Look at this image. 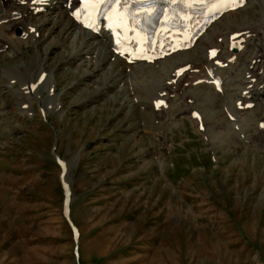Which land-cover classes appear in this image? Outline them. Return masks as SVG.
<instances>
[{
	"label": "rangeland",
	"instance_id": "rangeland-1",
	"mask_svg": "<svg viewBox=\"0 0 264 264\" xmlns=\"http://www.w3.org/2000/svg\"><path fill=\"white\" fill-rule=\"evenodd\" d=\"M255 17L250 23L262 24L264 11ZM24 50L10 64L8 51L0 55V76L24 70L36 52L31 45ZM41 51L46 70L56 68L60 111L45 116V89L26 116L24 99L18 93L15 99L0 77V264H264V146L236 148L240 142L228 137L219 146L211 126L203 133L218 149L214 161L196 137V121H167L161 134L152 122L127 121L120 107L84 90L90 81L68 73L65 57L46 46ZM88 98L96 102L84 109ZM262 102L252 129L264 122ZM166 148L171 152L163 157ZM58 159L67 169L69 223Z\"/></svg>",
	"mask_w": 264,
	"mask_h": 264
},
{
	"label": "bare ground",
	"instance_id": "bare-ground-1",
	"mask_svg": "<svg viewBox=\"0 0 264 264\" xmlns=\"http://www.w3.org/2000/svg\"><path fill=\"white\" fill-rule=\"evenodd\" d=\"M30 1L31 0H0V50L6 47L5 50L0 52V55L5 53V51H8L7 63L10 64L12 59L18 58L19 54L25 52L24 49L27 46H35V55L31 60H27L24 64V70H19L22 69L20 67L11 66L12 68L6 69L5 73H2L0 76L3 80H6L4 82L6 88L13 90L15 99L17 93L18 97L24 99V104L21 107V110H23L22 112L25 114H28L33 110L32 99L39 98L42 101L41 92L45 89H47V92L49 93L51 92V89H53L54 92L57 85L58 79L54 73L56 68H52V71L46 70L45 68L46 65H48V62L46 58L47 56H44L41 51V47L44 46L47 47V52L51 50V53H59L62 57H65L64 67L68 73L74 76L78 75L81 81H84L85 78H87V82L90 81L89 83L83 84L86 86L84 90L86 92H91L93 90L95 100L98 102L108 101L112 106L120 107L121 109H118L116 112H119L127 121L139 119L141 122H144V126L152 122L157 126V133L158 131H161V128L163 127V121L161 113H155L152 110L153 105L154 102L159 99V95L167 90V87H165L167 83L165 82L170 80L174 71L187 64L191 65L190 70L199 68L201 71H205L206 67H203L202 65L212 67V61H209L208 54L204 53L206 48H204L203 45L195 48L192 51L194 53L190 52L177 55L164 63L159 64L157 69L159 72H162L161 76L157 74L159 72H151L156 66L139 68L126 66L117 59L112 60L113 55L108 50V47L110 46L109 39L105 34L98 36L92 32L81 30V28L69 16V11L71 10H67L63 7L64 0H54V2L45 7L44 12L40 13H34V10L38 8V6H33ZM22 2L26 3L20 5ZM248 4L264 7V0H251ZM244 11L245 10H239L235 13L224 15V17L212 27L205 37L210 41L212 38L217 39L223 37L226 39L230 34L237 33L236 31H231V29L240 26H243L244 29L251 34L256 35L259 33L263 35V32H261V29L259 28L262 27L264 22L262 24L258 23V25L250 23L251 20L247 16L248 13L242 15ZM262 11H264V8H262ZM16 14L21 16L20 19L15 20L13 18ZM224 19L226 21L220 23ZM32 28H34V32L31 31ZM16 30H19L18 35L15 34ZM263 39L264 38L256 40V44L252 41L254 49L251 50V56H253L251 60H255V63L258 62L257 65L254 66V69L257 70H259L261 58L264 54L263 51L260 53L256 47L257 45L259 48L264 46ZM52 47L55 48L53 49ZM63 47L65 48L61 50ZM195 51H197V54ZM223 54L227 56L224 61H227L231 54L226 52ZM108 62H110L109 66L106 65L108 67H103L104 63L107 64ZM228 66L227 69L219 70V72H228L234 67L231 64ZM127 68L130 69V72L125 71ZM148 71H150V73H148ZM42 73H46V76L40 82L39 79ZM198 77L199 73H187L183 82H188L190 79L193 81ZM237 77L238 75L234 76L232 79L234 80ZM257 77L258 73L253 72L251 78H243L242 84L246 91L245 94L255 96L264 93V82H261L260 87L258 86L259 83L257 84V87H255V85L251 86L253 84L251 83V80ZM19 79L21 81H19ZM30 85L34 86L33 90L29 88ZM227 86V84L226 86L224 84L223 89L221 88L222 94L225 95L222 99L217 98V94L210 93L208 89H210L211 86L197 88L195 89L194 94H191L189 91L183 92L179 97L181 105H177L176 109L170 110L173 112L172 118L175 119L185 115L189 106H193L200 110L203 116H201L202 125L204 126L203 132L205 134L210 133L209 129L211 126L212 129L213 127L216 129L214 132V140L217 141L219 146L225 137H228L227 140L229 142H239L238 139H241V137L237 138V132H233L230 128V124L223 120L221 111V105L223 106L224 102H231V97L233 96V94H229L230 89H228ZM81 87L82 85H76L74 88L79 91ZM252 87H255V89H252ZM49 96L50 98H48ZM49 96L42 101L45 111L44 113L58 110L61 105L60 93L57 94L54 92L52 96L50 93ZM89 99L90 98L85 99L83 103L86 102L87 104ZM189 99H194L195 101L192 102V100H190V104L186 103ZM211 101L213 103H211ZM95 102L96 101H92L90 104L85 105L84 109L93 106ZM204 102H209L210 104L204 106ZM187 104H189V106ZM261 105L262 104L257 103L254 106V109H252L245 117H243L244 114L242 115L241 112L235 111L232 108H228V110L224 111L225 115L226 113H229L237 118V122L235 121V123H237L236 125L239 128V133L247 134L246 137L244 136L245 139H250L252 142H255V139H252V135L249 134L248 130L257 132L259 138L255 143H258L259 146L263 147L264 133L262 132L264 131L261 130V132L257 128H251L252 122H254L253 120L258 114ZM201 107H204V110H202ZM62 108L63 106H61V109ZM196 109L189 110L188 114L197 111ZM119 113H117V117L119 116ZM168 113L170 112H166V114ZM190 120L192 121L193 119L190 118ZM261 121L262 118L257 122L256 127ZM196 126L198 128L197 121ZM221 126L223 127L222 129H220ZM157 136L155 135V137Z\"/></svg>",
	"mask_w": 264,
	"mask_h": 264
},
{
	"label": "snow or ice",
	"instance_id": "snow-or-ice-1",
	"mask_svg": "<svg viewBox=\"0 0 264 264\" xmlns=\"http://www.w3.org/2000/svg\"><path fill=\"white\" fill-rule=\"evenodd\" d=\"M42 2L43 0H33V3H42ZM160 2L161 0H143V2L141 3V7L152 9L155 8ZM167 2H169L170 4H176L177 0H167ZM82 3L88 5L89 7L84 8L83 11L76 12L75 16L78 20L81 21V23L84 24L85 27H91L93 31L98 30L95 22L93 21L92 24H89L82 17H87L91 15L96 17V19H99L100 16H104L105 18H107L108 13H110L117 4L121 5V12H124L128 8V0H123V3L122 0H82ZM179 3L189 10H192L197 5H201L204 7L213 6L215 8V11L212 13V15L220 14L221 11L233 10L240 6V0H208L207 4L205 3V0H179ZM173 17L175 20L176 17L174 13H173ZM136 20L150 21L151 17L147 13H145V16L141 18L135 16L133 12H129V23H128L129 28H133ZM139 27H140V31L143 32L144 31L143 23H141ZM110 31H113L114 33H119L120 36L125 35L124 30L120 27L114 29L110 27ZM125 43L126 41L121 42L120 40H117V49L123 47ZM148 43L150 45L151 40H149ZM138 46H139L138 44L135 45V47ZM184 47H187V44H185ZM147 51H152L151 47H148ZM120 54L125 55L127 57V53L123 51ZM210 55L212 57H215L217 53L215 50H213ZM159 106L160 103H157V107ZM246 107H251V105H247ZM262 127H264V125H262Z\"/></svg>",
	"mask_w": 264,
	"mask_h": 264
}]
</instances>
